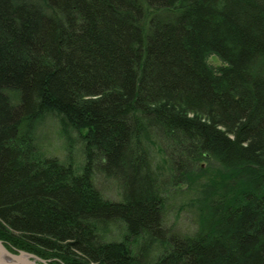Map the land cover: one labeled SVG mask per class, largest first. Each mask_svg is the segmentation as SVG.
Returning a JSON list of instances; mask_svg holds the SVG:
<instances>
[{
    "label": "trees",
    "instance_id": "16d2710c",
    "mask_svg": "<svg viewBox=\"0 0 264 264\" xmlns=\"http://www.w3.org/2000/svg\"><path fill=\"white\" fill-rule=\"evenodd\" d=\"M177 206L191 231L165 225ZM8 238L74 264H264V0H0Z\"/></svg>",
    "mask_w": 264,
    "mask_h": 264
},
{
    "label": "rangeland",
    "instance_id": "374dc122",
    "mask_svg": "<svg viewBox=\"0 0 264 264\" xmlns=\"http://www.w3.org/2000/svg\"><path fill=\"white\" fill-rule=\"evenodd\" d=\"M208 62L211 63L214 66H219L222 64V62L219 60L218 57H216L215 54L210 55L208 57ZM39 137H40V144L42 148L45 150V152L49 155L56 156L59 159H63L66 152H65V142L62 139V137L58 134V125L56 120L53 117H48L44 124L41 126V128L38 131ZM75 133H72V136L74 137ZM73 154L76 156V164L80 161V155H79V149L77 143L73 145L72 147ZM156 156V154H155ZM78 165V164H77ZM110 183L113 185L116 184L114 180H105L103 182V185L109 186ZM101 186V185H99ZM181 188V186H178ZM101 188V187H100ZM117 189L115 187L108 188V189H103V193L106 195V197L117 200L119 199L118 193L116 191ZM178 197L175 199V204L180 205L181 203L186 202V197L182 195H177ZM179 206L172 208L166 216V221L168 224H174L175 227L180 230L184 229H190L194 227V221H195V215L193 212L187 210V208L182 207V210H177ZM111 228L110 231L108 232V237L111 240H119L120 237V231L117 232V230H114L111 233ZM41 252H38L39 254ZM40 256H46V255H40ZM48 257V256H46ZM62 262L66 264V262L70 264H74V261L69 260V259H62Z\"/></svg>",
    "mask_w": 264,
    "mask_h": 264
},
{
    "label": "water",
    "instance_id": "95a60500",
    "mask_svg": "<svg viewBox=\"0 0 264 264\" xmlns=\"http://www.w3.org/2000/svg\"><path fill=\"white\" fill-rule=\"evenodd\" d=\"M0 264H48L45 260L39 256L27 252L25 250L17 249L16 252H12L7 246L0 240Z\"/></svg>",
    "mask_w": 264,
    "mask_h": 264
},
{
    "label": "flooded vegetation",
    "instance_id": "af4514ba",
    "mask_svg": "<svg viewBox=\"0 0 264 264\" xmlns=\"http://www.w3.org/2000/svg\"><path fill=\"white\" fill-rule=\"evenodd\" d=\"M40 255H46L48 257H46V259L51 263V264H65L62 262V257H61V253L59 251L56 250H49V251H41V253H39ZM37 255V254H36ZM39 256V255H38ZM41 257V256H40Z\"/></svg>",
    "mask_w": 264,
    "mask_h": 264
},
{
    "label": "bare ground",
    "instance_id": "6f19581e",
    "mask_svg": "<svg viewBox=\"0 0 264 264\" xmlns=\"http://www.w3.org/2000/svg\"><path fill=\"white\" fill-rule=\"evenodd\" d=\"M112 187H115V184L113 185L112 183L109 185V187L108 188H112ZM107 188V189H108ZM106 196V195H105ZM164 214H166V212L164 213ZM165 225H167V226H169L170 224H168L167 222H166V224ZM173 226H174V224H173ZM174 228L175 229H177L175 226H174ZM181 232H183V231H191V228L190 229H184V230H180ZM179 232V231H178ZM9 238L8 239H5V240H3V243L5 244V245H7L8 243H9ZM22 250V249H21ZM34 254V253H33ZM36 255V254H35ZM38 256V255H37ZM40 257V256H39ZM41 259H43V260H45L48 264H51L47 259H46V256H41L40 257Z\"/></svg>",
    "mask_w": 264,
    "mask_h": 264
}]
</instances>
